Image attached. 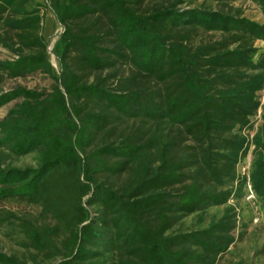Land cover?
Masks as SVG:
<instances>
[{"label": "trees", "instance_id": "obj_1", "mask_svg": "<svg viewBox=\"0 0 264 264\" xmlns=\"http://www.w3.org/2000/svg\"><path fill=\"white\" fill-rule=\"evenodd\" d=\"M45 1L0 0V43L16 56L0 61V86L37 72L54 82L0 92V109L14 103L0 119V228L18 227L36 251L8 254L0 241V264H217L236 242L230 201L243 197L251 146L264 213V23L185 0ZM252 1L264 18V0ZM47 8L64 28L59 72ZM31 154L34 166L11 162Z\"/></svg>", "mask_w": 264, "mask_h": 264}, {"label": "rangeland", "instance_id": "obj_2", "mask_svg": "<svg viewBox=\"0 0 264 264\" xmlns=\"http://www.w3.org/2000/svg\"><path fill=\"white\" fill-rule=\"evenodd\" d=\"M46 2L45 0H40ZM167 0H148L144 9L151 7L156 3H162ZM183 7L186 8H203L211 10H228V9H240L244 15L248 18L264 23L261 10L252 0H185ZM44 30L43 36L49 42L50 60L57 72H59V61L53 53V48L64 28L58 22L55 14L50 8L45 11ZM1 33V29H0ZM256 46L264 48L263 41H257ZM16 58L15 54L8 48L4 47L0 43V61L11 60ZM123 73L128 76L132 73L131 68L123 67ZM93 78V76H92ZM53 80L42 72H37L25 78L9 79L3 85L0 86V92L11 90L17 86H23L29 89H37L40 91H50L53 86ZM261 104L264 105V91L260 94ZM14 105L11 103L4 108L0 109V119L3 118L8 110ZM131 124V122L124 123V126ZM261 125L260 118L256 117L254 120V128L246 131L245 134L250 138L255 133L258 126ZM252 159V151L243 158L238 165V174L241 172V167L248 163V160ZM15 166H29L36 164V155L31 154L25 157L15 158L11 161ZM243 197L241 199H233L230 201L231 205H235L237 208L238 227L234 234L236 242L230 247L229 251L223 255L217 264H264V213L261 209L260 203L249 202L247 200L246 187H244ZM8 207L17 210L18 212H26L30 216L38 218L41 224L53 225L54 223L50 219L41 218V208L38 206H25L11 203ZM223 208L212 209L206 222H209L214 214H221ZM196 222L195 217L187 218L182 226L188 228ZM24 235L20 229L16 226H6L0 228V241L2 249L8 254H16L19 257H26L31 259L36 251L33 249H27L24 244ZM41 257V256H40Z\"/></svg>", "mask_w": 264, "mask_h": 264}, {"label": "built area", "instance_id": "obj_3", "mask_svg": "<svg viewBox=\"0 0 264 264\" xmlns=\"http://www.w3.org/2000/svg\"><path fill=\"white\" fill-rule=\"evenodd\" d=\"M262 114V109L259 110L257 117L260 118ZM253 136H251L252 138ZM253 146L250 147L251 151L253 150ZM250 151V150H249ZM250 164H251V159L248 160V163L241 167V172L240 176L243 178H246V192H247V200L249 202H257L256 195L252 189V185L250 183V178H249V171H250Z\"/></svg>", "mask_w": 264, "mask_h": 264}]
</instances>
